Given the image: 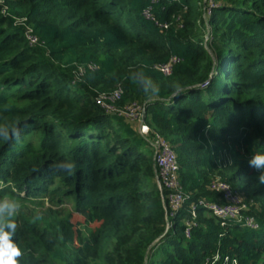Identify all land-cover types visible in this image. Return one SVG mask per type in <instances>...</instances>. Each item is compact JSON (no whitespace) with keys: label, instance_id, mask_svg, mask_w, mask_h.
I'll return each mask as SVG.
<instances>
[{"label":"trees","instance_id":"16d2710c","mask_svg":"<svg viewBox=\"0 0 264 264\" xmlns=\"http://www.w3.org/2000/svg\"><path fill=\"white\" fill-rule=\"evenodd\" d=\"M0 1V124L20 129L0 139V198L20 203L18 264H264V185L248 163L264 154V0H163L158 24L147 0ZM140 71L157 95L130 79ZM117 86L177 155L185 198L170 219L155 148L99 101ZM62 161L71 174L52 169ZM217 176L258 228L200 205L221 201Z\"/></svg>","mask_w":264,"mask_h":264},{"label":"built area","instance_id":"2783aa9c","mask_svg":"<svg viewBox=\"0 0 264 264\" xmlns=\"http://www.w3.org/2000/svg\"><path fill=\"white\" fill-rule=\"evenodd\" d=\"M148 6L143 10V15L153 22L156 21L154 17V8L163 2V0H147ZM2 3V1H0ZM215 2L210 1V7H214ZM7 10L5 8L3 13ZM24 20H17V23L25 25ZM157 23V21H156ZM158 24V23H157ZM166 27V26H165ZM167 28V27H166ZM26 36L32 45L37 44L38 38L33 35V31L30 27L26 29ZM177 60L173 59L170 63L160 65L159 69L166 75H169L172 64ZM122 96V89L118 88L114 92L110 93L109 96L103 97L104 101H100L103 108L109 113L118 114L123 117H140L144 111L141 110L140 104L135 103L125 110L116 108L113 104L118 101ZM144 106V105H143ZM115 108V109H114ZM144 119V118H143ZM153 131L147 126H143V134H151L153 138V147L157 153L158 161V180L160 185L165 191H168V202L167 207L169 210V217H173L178 211L184 201V192L180 186L179 182V171L180 166L178 163L177 155L173 150V147L167 139L159 134H152ZM145 137V135H143ZM146 138V137H145ZM211 190L220 193L221 201L209 203L204 200L200 201V205L204 206L212 215L220 218L222 221L234 220L239 223H244V225L251 228H258L256 220L252 217H247L244 212L247 211L246 205L243 203V199L239 192L233 189V187L222 179H216L210 186ZM193 217H197L196 207L192 209ZM187 226H192V222H187ZM189 235V231H187Z\"/></svg>","mask_w":264,"mask_h":264},{"label":"clouds","instance_id":"9594fccd","mask_svg":"<svg viewBox=\"0 0 264 264\" xmlns=\"http://www.w3.org/2000/svg\"><path fill=\"white\" fill-rule=\"evenodd\" d=\"M132 81L140 87L147 98L158 94L159 89L151 79L143 74L142 71L133 73L130 77ZM181 88L174 86V96L181 94ZM19 119L14 124H0V139L11 141L20 140ZM249 166L259 172L258 182L264 185V154L254 153L248 161ZM52 169L57 172L67 171L71 174L75 169L72 161H62L53 164ZM20 210V203L17 198H0V264H18L23 252L14 242L13 237L17 232L16 217Z\"/></svg>","mask_w":264,"mask_h":264},{"label":"rangeland","instance_id":"374dc122","mask_svg":"<svg viewBox=\"0 0 264 264\" xmlns=\"http://www.w3.org/2000/svg\"><path fill=\"white\" fill-rule=\"evenodd\" d=\"M206 1H208V0H205V2ZM211 0H209V2H210ZM3 2V1H2ZM209 8V7H208ZM207 8V10H205V9H203V20H205L206 22L208 21V19H209V14H208V12H209V9ZM209 31H211V28H210V26H209ZM205 39H206V42H208V44L211 42V36L210 35H208V34H206V36H205ZM118 88H122L121 86H117L114 90H116V89H118ZM113 90V91H114ZM112 90L111 91H103V92H98V95H99V100L100 101H104L103 100V97H105V96H109V94L110 93H112L113 92ZM153 99H154V97H153ZM135 103H140V102H138V101H132V102H129V103H125V104H121L120 102H118V101H116L113 105L116 107V108H118V109H121V110H125L126 108H128L129 106H131V105H133V104H135ZM140 107H141V110L142 111H144V109H145V107L143 106V105H139ZM115 109V108H114ZM111 114H113V113H111ZM144 118V119H143ZM125 120H126V122L127 123H129L130 125H132L137 131H138V133H142V130H143V126H147V124H146V121H145V111H144V113H142V115L140 116V117H126L125 116ZM153 135H155L156 134V132L154 131L153 133H152ZM142 135V134H141ZM143 135H145V137H146V140L150 143V144H152L154 141H153V138L154 137H152V135L151 134H143ZM157 178V185H158V187H159V189L161 190V192H163L164 193V197H165V200H166V203H167V199H168V196H167V194H166V192H165V189H163L162 188V186L160 185V182H159V180H158V177H156ZM216 179H221L220 178V176H217V177H215L213 180H212V182L211 183H213V181H215ZM212 185V184H211ZM211 190V189H210ZM211 191H213V192H215L214 194L218 197V198H220L219 197V195H220V193H218V192H216V191H214V190H211ZM219 194V195H218ZM242 198H243V196H241ZM22 206V205H21ZM246 209L248 210L249 208H248V206L246 205ZM168 219H170V217L168 218ZM82 220V219H81ZM83 221V220H82ZM170 225V224H169ZM169 228V227H168Z\"/></svg>","mask_w":264,"mask_h":264}]
</instances>
